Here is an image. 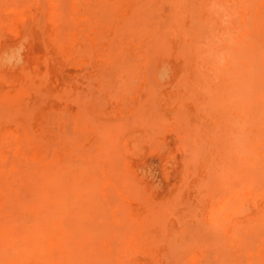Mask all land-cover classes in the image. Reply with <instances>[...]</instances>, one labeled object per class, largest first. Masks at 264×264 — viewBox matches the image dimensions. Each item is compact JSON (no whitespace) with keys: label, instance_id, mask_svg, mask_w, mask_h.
Here are the masks:
<instances>
[{"label":"rangeland","instance_id":"374dc122","mask_svg":"<svg viewBox=\"0 0 264 264\" xmlns=\"http://www.w3.org/2000/svg\"><path fill=\"white\" fill-rule=\"evenodd\" d=\"M231 3L219 65L206 0H0V264H264V0Z\"/></svg>","mask_w":264,"mask_h":264},{"label":"clouds","instance_id":"9594fccd","mask_svg":"<svg viewBox=\"0 0 264 264\" xmlns=\"http://www.w3.org/2000/svg\"><path fill=\"white\" fill-rule=\"evenodd\" d=\"M206 14L208 35L205 47L217 64L224 65L229 59V50L237 43L233 25L239 13L231 0H206Z\"/></svg>","mask_w":264,"mask_h":264},{"label":"bare ground","instance_id":"6f19581e","mask_svg":"<svg viewBox=\"0 0 264 264\" xmlns=\"http://www.w3.org/2000/svg\"><path fill=\"white\" fill-rule=\"evenodd\" d=\"M48 72V71H47ZM243 103V102H242ZM22 257V256H21Z\"/></svg>","mask_w":264,"mask_h":264}]
</instances>
